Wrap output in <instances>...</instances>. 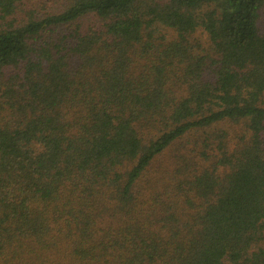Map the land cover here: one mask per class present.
<instances>
[{
    "label": "trees",
    "instance_id": "16d2710c",
    "mask_svg": "<svg viewBox=\"0 0 264 264\" xmlns=\"http://www.w3.org/2000/svg\"><path fill=\"white\" fill-rule=\"evenodd\" d=\"M264 0H0V264H264Z\"/></svg>",
    "mask_w": 264,
    "mask_h": 264
},
{
    "label": "rangeland",
    "instance_id": "374dc122",
    "mask_svg": "<svg viewBox=\"0 0 264 264\" xmlns=\"http://www.w3.org/2000/svg\"><path fill=\"white\" fill-rule=\"evenodd\" d=\"M263 27H264V20H263V23H262Z\"/></svg>",
    "mask_w": 264,
    "mask_h": 264
}]
</instances>
